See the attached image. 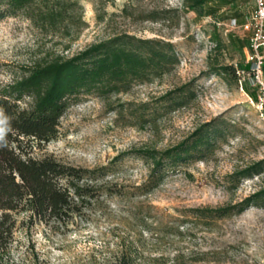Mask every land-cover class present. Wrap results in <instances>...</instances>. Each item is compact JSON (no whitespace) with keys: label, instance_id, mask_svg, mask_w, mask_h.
Instances as JSON below:
<instances>
[{"label":"rangeland","instance_id":"obj_1","mask_svg":"<svg viewBox=\"0 0 264 264\" xmlns=\"http://www.w3.org/2000/svg\"><path fill=\"white\" fill-rule=\"evenodd\" d=\"M251 1L198 16L182 0H60L55 25L42 27L31 8L0 21V89L34 63L71 57L121 34L170 42L177 57L163 75L126 92L68 101L57 136L31 155L106 166L98 181L105 186L65 224H22L25 216H16L6 264H264V203L223 217L208 211L237 206L264 189V171L236 179L264 161V117L249 101L248 85L241 90L210 68L246 65L229 36L248 40L240 24ZM208 124L209 150L165 173L153 189H139L150 162L135 151L171 148Z\"/></svg>","mask_w":264,"mask_h":264},{"label":"trees","instance_id":"obj_2","mask_svg":"<svg viewBox=\"0 0 264 264\" xmlns=\"http://www.w3.org/2000/svg\"><path fill=\"white\" fill-rule=\"evenodd\" d=\"M235 0H182L187 11L196 15H214L221 6ZM60 0H0V21L29 8L31 19L47 27L55 25L63 14ZM35 7L37 9H35ZM239 51L247 40L229 36ZM245 58V55H244ZM177 62L170 42L141 39L129 34L116 35L88 45L71 57H54L34 63L23 76L0 89V120L7 129L0 141V264L5 263L7 248L17 224H65L98 195V184L106 166L83 168L52 156L34 158V147L53 140L58 134L59 119L68 101L79 95L102 96L126 92L132 84L160 77ZM246 65L240 68L246 69ZM213 74L230 76L237 81L232 65L210 64ZM186 87L179 88L183 94ZM28 99V102H25ZM147 104L142 107L146 108ZM144 112L139 114L141 117ZM211 126L204 125L188 138L165 150H137L133 154L150 162L147 180L139 187L149 191L168 171L199 159L213 144ZM216 131V130H215ZM264 171V161L241 170L236 179ZM112 193L113 190H105ZM264 203V189L237 206L208 210L216 217L240 213Z\"/></svg>","mask_w":264,"mask_h":264},{"label":"built area","instance_id":"obj_3","mask_svg":"<svg viewBox=\"0 0 264 264\" xmlns=\"http://www.w3.org/2000/svg\"><path fill=\"white\" fill-rule=\"evenodd\" d=\"M253 1L254 9L241 26L249 34L245 48L247 67L236 68V75L241 90L244 84L248 85L253 93L249 101L257 113L264 117V0Z\"/></svg>","mask_w":264,"mask_h":264},{"label":"clouds","instance_id":"obj_4","mask_svg":"<svg viewBox=\"0 0 264 264\" xmlns=\"http://www.w3.org/2000/svg\"><path fill=\"white\" fill-rule=\"evenodd\" d=\"M4 121L0 120V125H3ZM7 129L3 126H0V141H3L4 135L6 133Z\"/></svg>","mask_w":264,"mask_h":264},{"label":"crops","instance_id":"obj_5","mask_svg":"<svg viewBox=\"0 0 264 264\" xmlns=\"http://www.w3.org/2000/svg\"><path fill=\"white\" fill-rule=\"evenodd\" d=\"M252 2V5H253V7H252V10L254 9V1L252 0L251 1ZM252 10L248 13V16L250 15V13L252 12ZM248 16L245 18V20L243 21V23L242 24H240V27L246 22V20H247V18H248ZM235 21V20H234ZM244 55H245V49H244Z\"/></svg>","mask_w":264,"mask_h":264}]
</instances>
